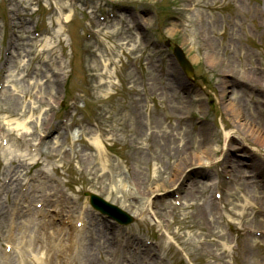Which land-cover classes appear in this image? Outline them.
Listing matches in <instances>:
<instances>
[{
  "label": "rangeland",
  "instance_id": "1",
  "mask_svg": "<svg viewBox=\"0 0 264 264\" xmlns=\"http://www.w3.org/2000/svg\"><path fill=\"white\" fill-rule=\"evenodd\" d=\"M69 13L53 50L58 74L22 57L42 73L20 80L7 57L10 20L24 23L22 37L40 40L39 48L44 41L56 44L48 35L58 29L53 20ZM34 30L42 35L34 37ZM174 45L191 63L192 77L173 59ZM9 72L16 81L0 90L5 130L34 128L36 115L18 116L22 100L11 94L28 82L37 79L43 83L37 96L52 92L55 100L40 125L51 132L46 144L18 146L0 130V139L8 140H0L4 164L15 154L32 155L49 176L44 188H30L38 183L30 176L36 168L15 162L23 170L20 193H0V264H264V147L253 139L264 132V0H0V87ZM93 74L107 75L100 80L112 87L96 89ZM135 90L151 117L122 109ZM259 99L262 109L254 104ZM150 126L158 136L140 150L139 131L149 134ZM160 128L169 132L163 139ZM96 141L109 159L105 167L95 159ZM227 143L235 147L230 166L221 162ZM203 144L212 148L205 152ZM197 147L201 161L192 159L183 187L173 189L169 176ZM237 165L243 175L233 171ZM85 191L131 212L134 223L118 227L100 219ZM174 194L179 207H172ZM216 236L219 244L211 241Z\"/></svg>",
  "mask_w": 264,
  "mask_h": 264
},
{
  "label": "bare ground",
  "instance_id": "2",
  "mask_svg": "<svg viewBox=\"0 0 264 264\" xmlns=\"http://www.w3.org/2000/svg\"><path fill=\"white\" fill-rule=\"evenodd\" d=\"M60 10H62V8H64V6H60L59 7ZM55 14V11H52V14ZM70 17V14L65 15L64 17H58V20H56L57 22V31H54L50 34H48L52 40L53 43L56 44H52L44 41L40 44L39 48H37V43L40 42V40L35 39L33 37H29L26 36L25 38L22 37L21 35V30H23L24 32H26V26L24 25V23L22 22H17L19 24V26H17V24L15 22H13L12 20H10L9 24H10V29L15 30L17 32V35H14L13 32H11V37L8 40L9 43V47H8V57H10L12 59V61L15 63L14 65V70L16 69L17 74L19 76L20 80H27L30 77V72L32 71V73H34V76L37 77L38 74L42 73V67L41 69L37 67V65H26V64H22L21 59L22 57H28L30 61L34 62H38L47 64L48 69L51 70L52 74L56 75L58 74V71L56 70V68H54V64L58 63V58L53 56V50L55 48V46L59 45L61 43V39L60 36L63 34V23L65 21L68 20V18ZM15 28V29H14ZM46 34V33H45ZM13 36L15 38H13ZM119 46V45H118ZM117 47V46H116ZM11 49V51H10ZM24 53V55H23ZM90 59L93 58L95 60V62L98 60V64L101 66L100 63V56L95 54L94 52L90 51ZM37 54V55H36ZM91 62H93L92 60H90ZM60 67H63V63H60L59 65ZM59 70V69H58ZM94 72H97V70H100V68L98 69H92ZM45 70H43V72H45ZM11 73L13 72H9L6 74V76L4 77V86H2L1 89L3 90H9L11 89V85L9 83H14L16 80L13 78L14 75H11ZM105 73V71H104ZM107 74V71H106ZM94 77L97 80L95 81V88H99L102 86L108 87H112L113 83L111 81H106L107 84H105V82H102L100 79L104 78V74H93ZM12 76V78H11ZM55 81V80H54ZM52 81V82H54ZM46 82H48L49 84H51L52 82L49 81L48 79L46 80ZM134 84L136 83V81L134 80L133 82ZM43 83H40L37 79H35L32 82H28L27 83V88L22 89L20 88L18 91L19 93L16 92H12L11 94L13 96H18L21 100H22V107L19 109V111L17 112V115L20 117H25V116H32V115H36V121L34 123V128L32 131L30 132H26L24 130H21L20 128H13V129H7L5 130V125L0 124V130H5L7 132V136L10 137V139H13L15 141V143L18 146H24V147H29L30 144V140H38L36 146L38 147L39 144H41L45 139H48V137L50 136V133L48 131H45L44 129H42V127H40V125L43 122L47 121V118L44 117V115L46 114L47 111L50 110L51 108V102H49V100H55V93H50L49 98L46 97H42V96H37L38 93H40L41 91V87ZM182 87V85H180ZM0 89V90H1ZM13 89V88H12ZM14 91V90H13ZM136 92V90H135ZM28 96V97H27ZM138 93L136 92L135 97L132 99V103H129L128 107H124L122 109H125V113L128 115V113H134L136 116L142 118L143 114H145L146 118H147V113L149 114V117L152 109L148 108L146 106V104L144 103L143 107H146V112H142V110L140 109L139 103H140V99L137 97ZM29 98V104H24L23 99H27ZM242 99V97H241ZM257 103H254L256 105H259L260 108H263V104L262 101L259 99L256 101ZM47 106L48 108L46 109H42L43 107ZM228 107V106H226ZM230 107V109H229ZM228 107V110L232 113L233 118L236 120L238 116V113H236V109L238 108L236 106L235 103H231V105ZM41 110L43 111V113H41ZM29 116V117H30ZM28 117V118H29ZM264 120V117H263ZM32 123V121H30ZM40 123V124H39ZM39 124V125H38ZM18 127V126H17ZM154 126H150V132L149 134H144L143 132L141 133V130L139 131L141 134V138H142V144L139 145L138 149L142 150L144 148L145 143L150 140V138L152 137L153 134H155L156 136H158V133L153 130ZM68 128V125H66V129ZM161 129V128H160ZM263 130H264V125H263ZM161 133V138L163 139L164 137H166V134L169 133L167 132V130L165 129H161L160 130ZM228 136V133L226 134ZM27 137H30L29 139ZM253 139L255 141V145L258 146H262L264 147V132H260L257 133L255 135H253ZM96 140V139H95ZM8 141V140H7ZM83 142V141H82ZM52 144L55 145V148L60 151L61 145L56 141V142H52ZM95 149H96V155H95V159L97 160V162L99 164L102 165V167H105V164H107V162L109 161L107 155L103 152V150L101 149V147L99 146L98 141H96L95 143ZM84 145V144H83ZM143 146V147H142ZM206 145L203 144L200 147H203L204 151H207V148L209 147L210 149L212 148L211 145H207V147H205ZM200 147L197 149L199 150ZM230 151H234L235 147L231 146V144H226V154L223 156L221 162L222 165H226V166H230L229 163L231 161L228 152ZM203 152V151H202ZM200 150L196 151L192 156L185 158L183 161L184 163H182L181 165L183 166H179V169L177 171L172 172V174L169 176V185L173 186L175 189H178L179 187L182 188L184 185V181L189 177H187V175L192 172V169H189L186 171V167L190 164V162H192V159H195L197 161H201V158L198 156L200 154ZM10 154V153H8ZM13 159H11L10 161L8 160V162H6L7 164H4V162L1 161V157H0V193L4 192L5 196H9L11 195L12 197H15L16 195H18L20 192L18 190V184L20 183L21 176H23V170H18L15 166V162L18 163V165H26L24 164L27 163L29 164L30 168H36V172L33 175H30L32 178H34L36 181H38V183L36 182V184H32L30 185V188L33 187H41L44 188L45 187V181L47 179V177H49L45 172L44 169L42 170L41 168L44 167L42 162L38 165V160L36 159L34 160L32 157V155H28V154H19V155H12ZM249 157V156H247ZM28 160V162H27ZM188 164V165H187ZM205 164V163H204ZM237 164V163H236ZM14 166V168H12V170L9 171L10 167ZM235 167L233 168V171H235L238 174L243 175L245 172L237 165V166H232ZM45 175V177H43ZM27 176V175H26ZM187 177V178H186ZM40 180L42 181V183L40 184ZM10 182V183H8ZM7 183V184H6ZM44 183V184H43ZM10 185H14L12 187H9ZM7 188V192L4 191V188ZM192 187H197V183H192ZM186 188V187H185ZM184 188V189H185ZM24 193H26L24 191ZM26 199L24 198V201ZM14 207L17 209L18 205H14ZM20 207H23V205H21ZM231 214H233V212H231ZM21 215V210L19 209V214L17 215L20 216ZM34 217V216H33ZM3 214L0 212V226L3 223ZM32 221H34V219H32ZM215 236V235H214ZM217 238H215L214 240L212 239L211 241L215 244H219V240L221 239L220 236H216ZM223 240V239H221ZM223 245V244H221Z\"/></svg>",
  "mask_w": 264,
  "mask_h": 264
},
{
  "label": "water",
  "instance_id": "3",
  "mask_svg": "<svg viewBox=\"0 0 264 264\" xmlns=\"http://www.w3.org/2000/svg\"><path fill=\"white\" fill-rule=\"evenodd\" d=\"M176 55H177V57H178L180 63H181L183 66H185L186 63H185L184 60L182 59L180 53L176 51ZM97 204L100 205V202H98ZM97 204H96V205H97ZM110 208H111V207H110Z\"/></svg>",
  "mask_w": 264,
  "mask_h": 264
}]
</instances>
